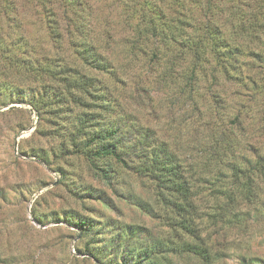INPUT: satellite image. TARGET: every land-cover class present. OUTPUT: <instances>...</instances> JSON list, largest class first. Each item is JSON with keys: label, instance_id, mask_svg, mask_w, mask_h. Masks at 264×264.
I'll use <instances>...</instances> for the list:
<instances>
[{"label": "rangeland", "instance_id": "rangeland-1", "mask_svg": "<svg viewBox=\"0 0 264 264\" xmlns=\"http://www.w3.org/2000/svg\"><path fill=\"white\" fill-rule=\"evenodd\" d=\"M67 2L11 0L36 49L35 57L45 53L64 56L83 72L97 76L72 56L65 38L58 51L46 33L42 10L51 8L60 16ZM79 2L85 6L83 16L89 19L102 50L118 71L119 82L109 80L117 110L131 114L136 127L153 131L183 162L196 185L193 210L188 216L170 209L155 183L130 169L113 164L114 174L105 180L83 157L68 155L71 149L61 134L68 119L31 109L26 99L29 89L37 84L0 67V264H124L123 252L129 244L131 251L142 250L141 256L154 244L158 251L159 246L163 251L173 248L175 253L168 255L173 264H264L261 206L228 204L218 193L225 190L229 180L214 179L211 165L204 176L194 175L207 161L202 158L206 138L198 132L199 119H224L212 115L209 92L222 91L221 96L230 103L229 114L241 110L245 124L263 128L264 84L255 91L244 82H221L218 87L200 83L204 100L192 104L179 97L174 86L154 83L163 69L158 58L139 52L130 63L127 55L132 41H137L133 28L139 24L141 13L156 26L179 30L174 37L180 40L195 36L191 31L199 25L214 22L221 26L228 42L240 45L238 71L262 79L264 0ZM4 4L0 0V12ZM230 11L234 17L229 16ZM58 20L64 28L69 24L67 18ZM240 23L242 30L238 31ZM259 23L262 27L256 31ZM0 27L6 32L4 21ZM150 42L156 41L150 38ZM103 78L108 79L106 75ZM11 90L16 93L9 100ZM64 115H68L66 111ZM237 133L255 147L264 145V135L257 130ZM63 143L65 151L60 148ZM185 217L192 232L181 228ZM76 219L84 222L80 228L69 223ZM89 225L92 230L87 231ZM120 234L128 242L116 252ZM185 243L201 247L209 261L180 253Z\"/></svg>", "mask_w": 264, "mask_h": 264}, {"label": "trees", "instance_id": "trees-1", "mask_svg": "<svg viewBox=\"0 0 264 264\" xmlns=\"http://www.w3.org/2000/svg\"><path fill=\"white\" fill-rule=\"evenodd\" d=\"M3 1L0 21H4L6 32H2L0 27V67L37 84V87L29 89L26 99L31 109L37 113L50 112L56 119H68L61 133L71 149L68 155L83 157L105 180H110L114 174L113 164L152 180L165 205L189 216L196 187L192 175L167 143L155 137L153 131L136 127L131 114L117 110L109 80L119 82L118 71L109 55L102 50L89 19L83 16L85 6L83 10L79 0H68L60 16L51 8H44L42 15L46 33L56 50H61L65 38L72 56L83 67L99 74L97 76L83 72L64 56L51 57L45 53L40 58L35 57L36 49L25 34L16 8L11 0ZM229 16L234 17V12L230 11ZM59 17L67 18L68 26L62 27ZM139 17V24L133 28L137 41L134 39L130 45L128 61H134L139 52L158 58L163 69L154 83L174 86L183 100L192 104L204 100V89L200 83L218 87L221 82H244L255 91L263 86L264 77L244 76L238 71L237 66L241 65L238 57L242 54L240 45L228 42L218 23L199 25L191 31L195 36L186 35L188 37L180 40L174 37L175 33H180L179 30L174 31V27L165 30L156 26L152 19H146L145 13ZM238 25L236 30L241 31L242 24ZM231 26L234 27L233 24ZM260 27L259 23L254 29L257 31ZM150 38L156 42L151 43ZM104 75L108 79L103 78ZM221 92L210 91L209 99L214 105L212 115L224 119L198 121V132L205 134L203 139L206 138L201 146L202 158L207 161L201 163L194 175L204 176L206 168L211 165L214 179L222 177L229 180L225 190L218 194L228 204L245 202L261 206L258 212L264 218V145L255 147L239 138L237 133L257 130L264 135V127L250 128L245 124V112L241 110L229 114L230 103L221 96ZM15 93L9 91L7 98L12 100ZM65 111L68 115H64ZM60 148L65 151L67 146L63 143ZM182 220L184 232H192L187 218ZM69 223L77 228L84 224L81 219ZM86 230H92V226H87ZM117 238L116 252L124 242H128L121 234ZM130 246L127 245L123 252L124 264H173L168 258L175 253L173 248L163 251L159 246L158 251L154 244L148 246L141 256L142 250L131 251ZM180 253L209 261L207 253L197 245L185 243Z\"/></svg>", "mask_w": 264, "mask_h": 264}]
</instances>
